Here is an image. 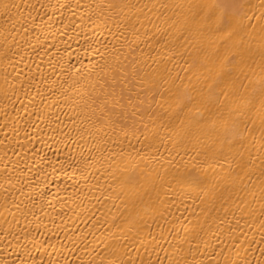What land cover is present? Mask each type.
Masks as SVG:
<instances>
[{
  "label": "bare ground",
  "instance_id": "obj_1",
  "mask_svg": "<svg viewBox=\"0 0 264 264\" xmlns=\"http://www.w3.org/2000/svg\"><path fill=\"white\" fill-rule=\"evenodd\" d=\"M219 2L223 0H0V264H107L106 244L113 242V235L123 238L131 227L122 217L142 215L158 203L157 191L168 193L163 198L172 205L169 211L174 216L186 215L185 206L198 205L200 199L194 204V198L214 202L218 211L213 215L224 221L212 225L213 232L223 233L218 246L237 264H264L259 120L255 146L248 136L242 160L211 159L217 147L211 139H168L166 126L179 123L178 101L165 91L171 84L161 82L154 89L163 97L148 92V86L137 87L145 103L135 115L126 99L123 107L102 103L104 80L98 67L102 55L114 50L127 55L135 48L137 56L141 50L145 57L155 56L164 47L153 40L149 49L143 35L134 39L130 22L139 20L141 33L166 31L164 39L175 43L188 35L185 28L192 23L193 12L202 21ZM228 2L243 5L238 13L228 9L229 16L237 17L236 35L230 38L226 25L219 30L208 27L193 37V47L182 50L183 59L167 65L173 76L192 65L191 72L180 71L184 80L177 82L179 95L191 96L192 114L198 112L197 119L209 122L217 118V109L201 103V97L208 95L209 84L214 92L221 91L215 85L230 53L237 50L233 44L243 39L245 48L261 45L262 0ZM245 14L252 19L241 24ZM262 69L258 56L247 61L244 72L253 85L264 77ZM137 151H142L143 159ZM128 175L139 177L135 200L126 192L122 195ZM191 176L201 181L199 186L173 179ZM165 217L172 219L167 213ZM149 224L144 235L159 237L163 231L164 236L154 245L152 259L168 264L176 258L174 246L182 234L175 233L174 239L169 231L173 225L163 220L149 219ZM128 235L134 237L135 230ZM121 242L129 245L124 259L139 264L146 258L138 242ZM211 252L212 247L205 252L201 244L199 252L181 253L179 258L207 261Z\"/></svg>",
  "mask_w": 264,
  "mask_h": 264
},
{
  "label": "snow or ice",
  "instance_id": "obj_2",
  "mask_svg": "<svg viewBox=\"0 0 264 264\" xmlns=\"http://www.w3.org/2000/svg\"><path fill=\"white\" fill-rule=\"evenodd\" d=\"M165 7L167 5H164ZM243 5L238 2H228L223 0L213 5L206 13L204 20H198V13H192V23L186 26L185 31L187 36L177 38L175 43H169L164 39L168 35L166 31L161 32L159 29H155L149 34L147 31L141 33L140 27L137 25L140 23L137 20L135 23H131L132 36L134 39H138L141 35L144 36L146 42L145 46L151 49V42L155 40L157 44L163 43L164 47L161 51L157 52L155 56L148 55L145 57L142 54L140 56L135 55V48L132 49L127 55H123L119 50H114L112 53H108L101 56V62L99 63V72L103 75L101 79L104 80L103 86H101V92L103 93L102 103L105 107L109 106V101H112V107H123L121 101L127 100L129 105H133V115L136 114L140 105H143L145 101L140 100V93H137L135 89L137 87H147L148 92H152L153 95H160L163 97V92L156 93L154 89L161 82L164 84H171L172 88L165 89L169 93V96L178 101V115L177 120L179 123L176 126L168 125L165 130L169 132L168 139L171 141L174 137H180L181 139L197 140L211 139L213 144L217 147L211 153V159H228L230 156L233 158L243 159L241 150L247 147V137H252L253 147L255 146V136L253 133L257 131L256 121L259 120V135L261 150L264 151V77H261L259 82L253 85L251 79L244 72V68L249 59L254 56H258L262 65H264V24L259 25V31L261 34V45L258 49L245 48L243 39H240L237 43L233 44V47L237 49L235 52L230 53L231 59L227 61V64L222 67L218 74L219 83L215 87L220 88V92H214L213 85L209 84L207 96L201 97V103L215 107L217 109V118L209 121H204L203 118L197 119L196 115L192 114L193 98L191 96L182 97L179 95L177 88V82L183 81L184 77L180 75V71L185 73L191 72L192 65L188 68H180V71L176 72L173 76L171 70L167 67L169 64L175 65L178 58H184L185 48L193 47V37L201 36L208 27L215 26V30H219L222 26H227L228 36L231 38L236 35L234 24L237 20L236 16H229L228 9L235 8L237 13ZM262 7H264V0H262ZM217 9L219 13L217 14ZM244 19H252L247 17L240 18V23H243ZM151 23V22H150ZM143 25H141L142 27ZM155 28V25L153 26ZM245 28L253 27L252 25H245ZM138 46V45H137ZM107 48V45H105ZM159 57V59H157ZM159 65H164L163 70ZM264 70V69H262ZM243 76L244 80H247V84L244 80H240ZM191 80V77H188ZM237 81H240L237 83ZM96 86H92V90L95 91ZM231 89L229 91L228 89ZM172 89H177L173 91ZM243 90L245 95L239 96V92ZM134 100L138 103L134 104ZM163 107V105H161ZM151 105H149V109ZM182 114V115H181ZM168 115L167 109L164 110L162 116ZM123 116V113H121ZM150 119H155L150 115ZM243 125V128L240 126ZM147 129V125L144 126ZM156 137H153L155 141ZM145 140L148 137L145 136ZM146 148L151 149L152 144H146ZM159 152V148H156ZM251 155V153H250ZM137 156L143 159L142 151H137ZM205 156L208 153L205 152ZM254 162V160H253ZM264 165V159L260 160ZM127 167V166H125ZM264 176V171L261 173ZM174 180H178L180 183H193L199 186L201 181L195 176L191 177H174ZM160 189L165 186L161 184ZM171 188V184L167 185ZM156 191V189H153ZM127 193L129 198L135 200L139 195V177L136 175H128L124 178L122 195ZM168 193L157 191L156 202L144 212L142 215L137 214L135 217L128 215L122 217L124 223L130 224L125 233V236L121 238L119 235H113V242L106 244L107 264H137L136 261L131 259H124L128 255L127 249L129 245L122 243L123 240L132 239L133 243L138 242L144 249L145 257L139 260V264H163L162 261L152 259V252L155 251L154 245L158 244V240L164 239L163 231L159 237L152 235L149 232L147 235L143 234L144 228H151L149 219L153 222L163 220L165 224H172L173 227L169 231L173 232L175 239V233L180 232L182 235L177 240L174 246L173 255L175 259H170L168 264H237V261L233 260L229 252L219 247L220 236L222 232H213L212 225L216 224L217 220L222 225L224 221L219 217L213 215L218 209L214 202L206 201L202 198L200 203L195 207L189 208L185 206L187 214L181 213L180 216H174L169 209L172 207L166 199ZM215 197H213V201ZM167 205V207H164ZM172 216L171 220L166 219L165 214ZM180 227L177 228L176 225ZM264 228V224H262ZM135 230V236L131 237L128 233H132ZM119 231L124 232L123 228ZM231 234V230H229ZM215 241V242H214ZM187 244L189 247L184 248ZM204 245L205 252L209 247H212V252L208 256V260L196 261L193 259L189 261L186 257L180 259L181 253L191 254L194 250L199 252L200 245Z\"/></svg>",
  "mask_w": 264,
  "mask_h": 264
}]
</instances>
